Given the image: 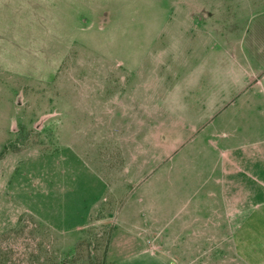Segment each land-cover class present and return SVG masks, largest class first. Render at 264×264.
Returning a JSON list of instances; mask_svg holds the SVG:
<instances>
[{
    "label": "rangeland",
    "instance_id": "rangeland-1",
    "mask_svg": "<svg viewBox=\"0 0 264 264\" xmlns=\"http://www.w3.org/2000/svg\"><path fill=\"white\" fill-rule=\"evenodd\" d=\"M193 9L210 21L188 31ZM172 41L179 45H164ZM263 50L264 0H0V264L146 260L124 247L126 232L156 224L125 208L124 174L156 169L161 153L171 168L161 143L171 111L152 90L130 94L129 80L92 73L116 65L139 86L158 58H264ZM247 257L264 264V248Z\"/></svg>",
    "mask_w": 264,
    "mask_h": 264
},
{
    "label": "crops",
    "instance_id": "crops-1",
    "mask_svg": "<svg viewBox=\"0 0 264 264\" xmlns=\"http://www.w3.org/2000/svg\"><path fill=\"white\" fill-rule=\"evenodd\" d=\"M186 16L188 31L210 21L207 14L200 19L194 9ZM180 18L175 10L170 21ZM229 21L248 29L238 16ZM162 33L164 38V28ZM158 60L154 73L141 74L139 86H133L136 74L116 65L107 74H91L109 83L129 80L130 94L152 90L156 103L171 111L170 137L161 142L169 145L171 168L161 153V167L140 177L130 168L124 174L129 184L125 208L136 206L143 221L156 228L127 229L124 247L146 255L140 264H252L247 256L264 248L259 242L264 237V58ZM122 214L124 209L109 257Z\"/></svg>",
    "mask_w": 264,
    "mask_h": 264
}]
</instances>
